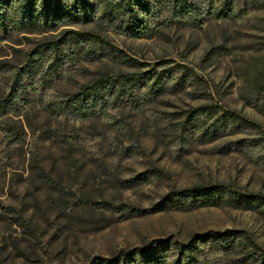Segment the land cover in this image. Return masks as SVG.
Returning <instances> with one entry per match:
<instances>
[{"label": "rangeland", "instance_id": "374dc122", "mask_svg": "<svg viewBox=\"0 0 264 264\" xmlns=\"http://www.w3.org/2000/svg\"><path fill=\"white\" fill-rule=\"evenodd\" d=\"M196 1L201 20L162 24L151 37L88 21L14 29L0 40V95L36 46L69 28L96 32L139 62L66 53L47 79L25 77L30 101L0 118V264H88L226 229L241 230L264 250L259 207L225 198L187 208L169 198L207 183L264 194V0H233L224 16L217 15L221 0ZM50 61L46 53L43 66ZM148 70L165 73L155 96L150 79L133 99L94 116L45 107L102 75ZM199 105L221 106L250 123L203 135L215 118L186 119ZM217 256V264H258L241 261L238 250Z\"/></svg>", "mask_w": 264, "mask_h": 264}, {"label": "trees", "instance_id": "16d2710c", "mask_svg": "<svg viewBox=\"0 0 264 264\" xmlns=\"http://www.w3.org/2000/svg\"><path fill=\"white\" fill-rule=\"evenodd\" d=\"M233 0H221L218 16L229 15ZM168 16H164V13ZM200 4L196 0H0V40L12 30H38L59 24L99 21L118 32L135 37L154 36L160 25L168 22L201 20ZM48 53L51 61L43 66V57ZM66 53L90 59L105 57L128 64L138 60L107 38L90 30L69 28L58 38L36 46L17 66L9 90L0 95V118L20 110L30 101L25 77L55 71ZM0 67H5L3 64ZM154 71V72H153ZM164 71L105 74L92 81L81 83L76 92L57 101L46 102L45 107L53 114L63 113L78 117H90L106 111L110 105L122 99H133L135 91L149 83V93L155 96L163 87ZM152 73L151 75H146ZM188 73L183 70L181 79ZM134 99H138L135 98ZM199 105L191 108L186 119L207 116L215 118L203 131V135L216 136L227 124L239 127L250 122L233 111L221 106ZM143 175V174H142ZM142 175L127 178L132 184ZM175 205L191 207L195 204L216 203L225 198L241 207H259L264 212V194L256 191L225 190L220 183L198 184L174 190L169 194ZM238 250L240 260L264 264V250L255 241L243 240L237 229L211 230L197 234L188 241L166 243L157 241L148 247H136L123 251L112 258L94 257L88 264H217V253ZM171 252L177 253L169 260ZM240 255V254H239Z\"/></svg>", "mask_w": 264, "mask_h": 264}]
</instances>
